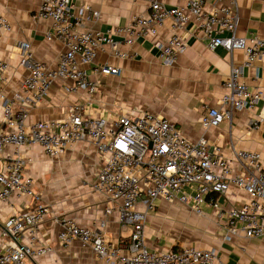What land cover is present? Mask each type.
Masks as SVG:
<instances>
[{"label":"built area","instance_id":"obj_1","mask_svg":"<svg viewBox=\"0 0 264 264\" xmlns=\"http://www.w3.org/2000/svg\"><path fill=\"white\" fill-rule=\"evenodd\" d=\"M138 1V0H134ZM149 5L147 16H133L129 26L106 32L76 31L81 22L72 12L70 0H41L39 9L31 18L51 20V32L47 41L56 40L65 47L56 69L49 70L35 60L30 45L19 41V64L28 74L22 81V89L29 94L33 104L46 97L51 84L59 79L70 81L64 92L73 94L83 90L89 95L96 85L84 69L92 65L98 53L109 48L117 57H124L115 38L124 34L126 42L154 36L157 28L169 22L170 36L158 45L159 60L166 66L173 65L187 49L180 31L193 21L202 31L206 47L213 51L221 48L228 53L241 51L244 62L231 66L228 78L223 82L224 94L216 108H209L199 118L203 130L218 127L231 118L235 111H252L264 103V88L249 89L242 81L244 68L264 59V39L252 35L236 36L237 15L231 7L215 6L204 12L207 2L222 0H190L187 8L167 7L158 0H145ZM81 11L97 18L98 13L89 6ZM0 28L10 30L7 20L0 15ZM8 66L0 60V101L3 102L0 121V200L8 202L12 197H23L33 202L31 210L13 214L4 224V235L15 240L28 234L29 243L0 245V264H25L49 252L46 246H35L38 228L50 208L35 192L33 179L24 174V160L5 153L10 147L15 152L23 147L38 146L49 159H58L72 144L88 141L103 158V165L96 172L91 184L93 192L104 196L123 229L130 230L125 249L108 244L105 236L93 229L83 228L68 218L55 219L60 225L58 241L62 246L78 241L103 264H225L213 250L194 247L180 250L151 251L144 243V228L148 211L156 200L188 205L200 216L202 205H207L218 216H224L227 238L243 237L264 240V166L259 153L249 150H232V159L226 160L209 152L204 137L196 142L184 138L175 126L165 119L147 112L136 118L119 117L112 127L102 118H83L76 107L60 121H38L26 124L24 110L12 112L4 103L2 85ZM97 72L106 76H120L118 68L103 65ZM261 118L251 122L257 127ZM237 168H235V166ZM231 187L246 193L248 200L240 207L230 206L221 211L218 198H224ZM187 188H192L189 195ZM141 205L142 208L138 206Z\"/></svg>","mask_w":264,"mask_h":264},{"label":"crops","instance_id":"obj_2","mask_svg":"<svg viewBox=\"0 0 264 264\" xmlns=\"http://www.w3.org/2000/svg\"><path fill=\"white\" fill-rule=\"evenodd\" d=\"M167 7L187 8L190 0H158ZM72 12L81 25L76 31L106 32L129 26L133 16H147L145 0H70ZM41 0H0V15L10 25L9 31L0 28V60L8 68L4 73L2 93L12 112L24 110L26 124L38 121L66 119L70 110L77 108L83 118H102L107 127L123 116L136 118L142 113L172 123L180 134L191 142L204 137L211 154L226 160L232 159V150H249L260 154L264 166V103L252 111H235L231 118L218 127L203 130L199 118L209 108L219 105L224 94L223 82L228 78L231 66H241L244 54L241 51L228 53L218 48L210 51L202 31L191 20L180 31L187 43L186 51L178 56L171 66L159 60L158 45L170 36L169 22L157 28L154 36L126 42L119 34V49L124 57L115 56L109 48L98 53L95 62L85 67L96 91L89 95L83 90L73 94L64 92L63 86L70 81L55 80L46 97L33 104L21 85L27 70L19 64L17 43L26 41L33 58L49 70L57 68L65 52L64 45L56 40L47 41L52 22L31 18L40 7ZM237 15L236 36L252 35L264 39V0H222L207 2L204 12L215 6L231 7ZM89 6L98 13L92 18L81 11ZM103 65L119 69L120 76H106L97 72ZM241 81L251 90L264 88V59L244 68ZM3 102L0 101V121ZM261 118L257 127L251 122ZM5 153L29 160L24 165V174L33 179L35 192L41 202L50 208L39 226L35 246H46L49 252L25 264H98L88 248L78 241L62 246L58 241L60 225L58 217L73 220L76 225L102 233L108 244L125 249L130 230L121 228L117 214H106L109 207L106 198L93 192L91 184L96 172L103 165V158L93 144L80 141L70 145L58 159H49L38 146L23 147L15 152L10 147ZM1 159V157H0ZM1 165V163H0ZM235 166V165H234ZM237 168V166H235ZM186 192L191 195L192 188ZM221 211L240 207L248 198L244 191L231 187L224 198H218ZM142 208L141 205L138 206ZM33 208V202L23 197H12L8 202L0 200V245L28 244V234L18 240L4 235V224L13 214ZM203 214L198 216L188 205L156 200L153 210L148 211L144 243L151 251L180 250L194 247L200 250H215L225 264H264V240L243 237L227 238L224 216L207 205H202ZM102 263V262H101Z\"/></svg>","mask_w":264,"mask_h":264},{"label":"rangeland","instance_id":"obj_3","mask_svg":"<svg viewBox=\"0 0 264 264\" xmlns=\"http://www.w3.org/2000/svg\"><path fill=\"white\" fill-rule=\"evenodd\" d=\"M98 264H103V263L100 262V263H98Z\"/></svg>","mask_w":264,"mask_h":264}]
</instances>
